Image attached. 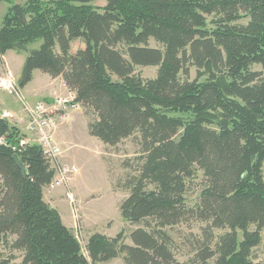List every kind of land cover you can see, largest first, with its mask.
Listing matches in <instances>:
<instances>
[{
    "label": "trees",
    "instance_id": "1",
    "mask_svg": "<svg viewBox=\"0 0 264 264\" xmlns=\"http://www.w3.org/2000/svg\"><path fill=\"white\" fill-rule=\"evenodd\" d=\"M3 1L0 71L8 51L25 53L19 88L35 70L62 76L92 136L116 146L138 133L141 149L120 205L133 244L96 232L83 247L45 200L56 169L41 147L0 144V236L20 264H264L251 258L264 229V0ZM76 40L85 46L72 51ZM148 66L156 77L137 71ZM0 135L24 136L3 117ZM190 221L206 224L205 241L182 262L168 229ZM214 229L226 231L212 246ZM14 259L0 251V264Z\"/></svg>",
    "mask_w": 264,
    "mask_h": 264
},
{
    "label": "rangeland",
    "instance_id": "2",
    "mask_svg": "<svg viewBox=\"0 0 264 264\" xmlns=\"http://www.w3.org/2000/svg\"><path fill=\"white\" fill-rule=\"evenodd\" d=\"M19 1L24 2L25 0ZM105 4L106 0H97L93 2V5L96 7H103ZM10 6L11 4L9 2L0 0V26L2 25V21ZM150 44L154 47L160 46L153 39H151ZM40 45L41 41L36 43L33 48H38ZM84 46L85 44L81 40H76L72 44V51H76L77 49ZM254 68L260 69L261 67L255 65ZM137 71L141 73L143 78H154L157 76L158 67H138ZM16 75L17 77L21 76L19 73H16ZM47 75L49 74H46V76ZM195 76L196 69L191 68V77L193 78ZM17 77L16 81L18 82ZM34 83H36V80L33 82V84ZM21 95L32 104L38 100L47 101V99L36 97L31 99L27 98L23 90L21 91ZM70 96L74 97V95L70 94L61 95L59 97L69 98ZM55 99L57 98H53V100L51 99V101L47 102H53ZM2 105L7 106V108L11 110H15L17 114L25 113L22 100L9 91H0V107ZM69 106L71 105H68L66 111L62 112L66 114V117H68V114H71V111L77 110ZM82 110L84 112L82 107L81 109L78 108L79 112ZM4 112L5 111L0 113L1 117ZM5 117L7 116L5 115ZM87 117L88 121H90L91 117L88 115ZM60 120V123L58 122L59 125H57V130L60 124H62V135H60L62 137L65 136V138H67L72 143L70 145H66V148L71 146L70 149L73 151L71 153H77L79 161L75 160V162L76 166L79 167L76 176L80 175L79 178L75 180V185L78 188V191L74 188V185L71 184L73 180L72 177L70 182L66 184L68 187H66L64 197H62V200H60L58 205V210L64 217L65 223L69 225L72 224L73 230L77 229L76 231L78 232V237L83 247L86 245L88 238L96 232L114 237L119 232L124 231L126 235V243L132 245L133 242L130 237V231L135 227L123 219L120 212V205L128 195V192L123 186L124 182L126 181L128 175L137 173L135 172V169L141 162L139 160L141 149L136 139L139 134L136 133L133 137L123 140L116 146H108L103 142H100L103 144L101 147L100 144L95 145L93 143L92 145V142L88 141L89 137L94 136H91L89 132V126L86 123V117L81 113L74 118L68 119V122ZM57 130L55 131V137ZM95 139L98 140L96 137ZM61 147L63 148V145ZM60 157L52 161V165L54 167H57L59 164L67 163L75 165L70 161L59 162ZM202 184V171H198V175L194 181L190 182L188 185L187 202L190 206L197 203L199 199L198 197L200 195L199 193L202 189ZM66 185L56 186L55 188L47 187L45 189L46 196L50 193V191H54L55 189L57 191L60 189V187ZM68 194H71V199L69 198ZM70 214L72 217L69 218L68 216ZM205 226L206 224L204 222L190 221L189 223L180 224L168 229L176 241L175 252L179 261L183 262L190 259V257L193 256L195 250H197L199 247V243L205 241ZM252 229H254V227H252ZM225 231L226 230L224 229L213 230L214 235L211 241L212 246H215L218 237ZM242 238L243 233L239 232V240ZM12 239L13 237H9L8 241ZM0 251H2V253L5 255L13 254L15 257L14 261L18 264L21 263L22 253L20 251L11 250L9 244L7 245V242L4 241L1 236ZM251 258L254 261L264 260V229L261 231V242L252 249ZM98 264L126 263L120 257Z\"/></svg>",
    "mask_w": 264,
    "mask_h": 264
},
{
    "label": "built area",
    "instance_id": "3",
    "mask_svg": "<svg viewBox=\"0 0 264 264\" xmlns=\"http://www.w3.org/2000/svg\"><path fill=\"white\" fill-rule=\"evenodd\" d=\"M0 91H9L19 97L27 113L26 131L28 134L19 138L15 143H8L6 135H0V144L10 145L14 151H21L31 143H37L51 161L56 160L63 154V148L56 142L55 131L59 120L66 118V111L68 105L78 109L79 106L73 103L74 97L69 98L59 97L55 99V105L49 102L38 100L35 103H29L22 95L21 90L16 81L14 73L5 66L0 72ZM2 114L3 118H12V114ZM5 115L7 117H5ZM60 120V121H61ZM60 123V122H59ZM56 173L52 183L48 186L55 188L56 186L66 185L70 182L73 174L78 172V167L73 164H59L55 167ZM71 199V194H68ZM77 230V229H76Z\"/></svg>",
    "mask_w": 264,
    "mask_h": 264
},
{
    "label": "crops",
    "instance_id": "4",
    "mask_svg": "<svg viewBox=\"0 0 264 264\" xmlns=\"http://www.w3.org/2000/svg\"><path fill=\"white\" fill-rule=\"evenodd\" d=\"M81 48H83V47H81ZM3 59H4V64L2 65L1 71H3V69L6 66L9 69H11V71L14 73V75H16V73H19V75H20L22 72L23 65L25 63L26 54L17 53L15 51H8L3 56ZM16 77H17V75H16ZM17 78L19 79V77H17ZM35 80H36V83L33 84V82H35ZM22 90L24 91L27 98L31 99V98L36 97V98L47 99V101H51V99L53 100V98H58L59 96L65 95V94L74 95V93L71 92L68 89V87L66 86V83H65L62 76L53 78L50 75L46 76V73H42V71H40V70L34 71L33 79L26 86L22 87L21 91ZM79 109H81V107ZM3 111L7 112L6 114H12L13 115L12 118H8V119L10 120L12 125H15L16 127H18L21 130V134H23V135L28 134L26 131V122L28 119L26 111L24 114H21V113L17 114V112L15 110H11V109L7 108V106L2 105L0 107V113ZM80 113L86 117V123L88 124L89 123L88 117L84 114L83 110L79 112L78 109L71 111V114H68V117L64 118L63 121L68 122V119L74 118L75 116L79 115ZM61 125L62 124H60V126L56 132L57 140L63 145V148H64V150H63L64 153L60 157L59 162L70 161L76 165L75 160L79 161L77 153L76 152L71 153V152H73L72 149H70L71 146L69 148L68 147L66 148V145H68V144L70 145L72 143L67 138H65V136H63V137L61 136L62 135L61 134ZM98 140H96L95 137H89V139H88V141L92 142V145H93V143L95 145L100 144V146L102 147L103 144L100 143L102 141H100V140L98 141ZM79 170H80V168H79ZM79 174H80V172H79ZM79 176L80 175L76 176V173L73 174V176H72L73 180H72L71 184L74 185V188L76 190L78 188L75 185V180L77 178H79ZM73 182H74V184H73ZM71 184H70V186H71ZM66 187H68V185L60 187V189H58L57 191H56V189L54 191H50L51 194L49 193L47 196H46V193L44 191L45 200L51 206L58 209L59 202H60V200H62V197H64V193L66 192ZM68 217L69 218L72 217L71 214ZM62 219L65 223L63 216H62ZM66 225L70 228H73L72 224H70V225L66 224Z\"/></svg>",
    "mask_w": 264,
    "mask_h": 264
},
{
    "label": "water",
    "instance_id": "5",
    "mask_svg": "<svg viewBox=\"0 0 264 264\" xmlns=\"http://www.w3.org/2000/svg\"><path fill=\"white\" fill-rule=\"evenodd\" d=\"M13 159L15 160V162L19 166V168L22 170V172L25 173L26 172V166L23 164V162L21 161L18 154H14Z\"/></svg>",
    "mask_w": 264,
    "mask_h": 264
},
{
    "label": "bare ground",
    "instance_id": "6",
    "mask_svg": "<svg viewBox=\"0 0 264 264\" xmlns=\"http://www.w3.org/2000/svg\"><path fill=\"white\" fill-rule=\"evenodd\" d=\"M47 102V101H46ZM51 105H55L56 104V102L55 101H53V102H49ZM73 103L74 104H77V103H75L74 101H73ZM78 106H79V108L81 107L79 104H77ZM69 107H71V106H69ZM56 142L58 143V144H60L61 145V143L58 141V140H56ZM62 146V145H61ZM75 173H77V172H75ZM74 173V174H75Z\"/></svg>",
    "mask_w": 264,
    "mask_h": 264
}]
</instances>
